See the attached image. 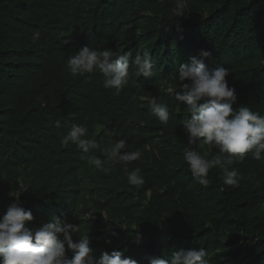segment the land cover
Returning a JSON list of instances; mask_svg holds the SVG:
<instances>
[{"label": "trees", "instance_id": "16d2710c", "mask_svg": "<svg viewBox=\"0 0 264 264\" xmlns=\"http://www.w3.org/2000/svg\"><path fill=\"white\" fill-rule=\"evenodd\" d=\"M175 5L0 0V215L19 199L34 217L25 227L35 230L56 216L79 226L74 242L90 236L97 258L116 250L149 264L148 258L202 247L209 264H264V154L234 163L238 187L224 185L219 168L210 170L207 187L199 185L183 160L188 137L181 121L188 113L173 95L179 64L206 50L209 68L231 70L233 107L264 115V0H187L177 18ZM83 46L132 57L146 50L153 75L137 76L130 65L129 82L116 95L98 71L70 74L67 60ZM151 97L168 104L166 125L151 114ZM65 120L85 126L86 138L96 141L86 159L74 145H61ZM121 139L122 151L138 150L140 159L107 161L105 149ZM194 147L211 158L207 146ZM95 158L107 172L96 169ZM135 168L145 179L141 186L127 182Z\"/></svg>", "mask_w": 264, "mask_h": 264}, {"label": "clouds", "instance_id": "9594fccd", "mask_svg": "<svg viewBox=\"0 0 264 264\" xmlns=\"http://www.w3.org/2000/svg\"><path fill=\"white\" fill-rule=\"evenodd\" d=\"M187 0H176L174 16L183 17ZM40 32L35 31L32 42L39 40ZM212 53L201 50L198 56H191L187 63L179 64L174 79L179 81L180 90L173 93L177 108L184 105L188 113L181 124L186 133L187 147L183 149V160L187 163L193 179L201 186L210 183L209 172L213 168L221 170V180L226 186L238 187L241 176L232 166L243 162L246 154L255 160L262 159L264 154V115L251 107L241 104L238 108L236 90L229 86L226 79L230 69L224 66L209 68L206 64ZM130 65L136 68V75L151 77L154 64L150 53L141 50L134 57L131 54H120L112 49L97 51L89 46L80 47L69 56L67 68L72 76H83L98 71L103 76V86L114 89L119 95L129 82ZM151 114L162 124L170 119L169 106L151 97L149 102ZM64 125L69 128L61 140L63 147L74 145L86 159L87 154L97 147L94 139L86 138L88 129L76 123ZM56 128L61 121H54ZM194 146H207L212 152L207 158ZM126 148L124 139L114 142L105 149L107 161L115 164H130L140 159V151H122ZM97 170L107 172L100 158L91 161ZM127 182L131 186H141L145 179L140 168L127 173ZM11 197V195H10ZM31 210H26L19 199L14 200L0 215V264H137L135 259L121 251L104 252L99 258L90 247V236L81 235L74 242L73 236L79 226L62 221L52 216L49 222L32 230L25 227V222L33 221ZM136 242L141 237L137 234ZM105 243L111 244V240ZM68 253H71L69 257ZM209 254L199 249L174 252L170 259L148 258L149 264H209Z\"/></svg>", "mask_w": 264, "mask_h": 264}]
</instances>
